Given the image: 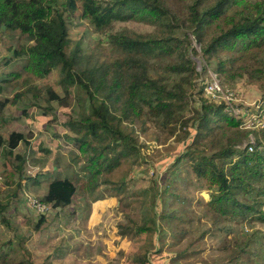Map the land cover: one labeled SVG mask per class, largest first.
Wrapping results in <instances>:
<instances>
[{
	"label": "rangeland",
	"instance_id": "374dc122",
	"mask_svg": "<svg viewBox=\"0 0 264 264\" xmlns=\"http://www.w3.org/2000/svg\"><path fill=\"white\" fill-rule=\"evenodd\" d=\"M57 1L61 6L65 0ZM193 3L192 0H166V5L183 17L189 15ZM77 5L70 16L69 32L71 39L81 46V67L103 62L110 64L126 56L125 51L110 42V35H161L164 31L156 24L126 19L115 20L103 32H98L88 19L81 16L79 2ZM192 32V28L182 26L176 33L178 37H187L191 41L187 48L188 58L194 61L195 74L198 73L187 97L191 108L185 111L186 117L193 116L192 109L200 108L203 98L208 99L204 96L203 79L208 78L211 71L237 92L233 103L236 112L226 110L234 119L243 122L234 129L252 131L243 138L240 148L247 146L249 151L263 150L264 75L262 78L253 77L251 71L262 65L257 66V60L250 59L254 67L251 66L249 72L243 70V74L232 80V74L240 71L239 65L245 63L244 55L224 50L220 55L229 54L231 60L225 61L224 67L230 72L219 74L218 59L214 57L211 64L207 62L201 44ZM214 33L215 26H212L205 34V40ZM32 42L18 32L0 28V98H13L15 89L10 81L15 70H22L25 62V56L16 57L14 49ZM184 46L186 48V43ZM172 60L169 55H160L155 61L148 58L145 63H155L161 69ZM62 76L60 66H56L50 75L37 79L36 83L50 85L64 96L60 86ZM86 89L85 86L72 89L75 101L68 105L52 106L43 98H23L14 105L5 106L4 113L12 122L1 125L0 131L8 135L12 130H19L34 137L30 139L32 146L27 147L21 142L13 154H7L4 148L0 150V207L3 206L0 257L6 253L14 259L30 257L36 264H135L132 254L142 253L149 257V264H264V222L255 218L242 220L221 216L209 203L217 186L195 169V162L201 156H216L225 146L230 133L223 138L222 132L229 123L214 122L213 133L192 149L191 156L184 157L187 145L196 134L195 126H190L192 133L183 141L180 132H173L175 122L163 124L144 104L135 115L134 107H129L123 100L126 95L114 104L109 102V109L132 132L136 143L131 145L137 152L107 175L114 183L125 180L126 191L117 197L109 195L107 184L94 194L78 188L68 207L47 209L44 212L46 221L37 228L41 213L29 205L27 195L43 200L53 175V170L47 174L44 169L58 164L62 168L69 166L70 151L77 150V144L67 137L72 133L68 122L72 118L81 121L90 112L92 98ZM47 107H51L50 110ZM189 123L193 125L192 120ZM25 153H28L27 164L21 173L16 156ZM38 173L43 174L40 185L27 184L25 179ZM123 176L125 178L121 179ZM20 182L23 186L19 185ZM166 188L170 195L167 211L163 209ZM154 202L157 207L153 209ZM162 214L168 218L160 220ZM139 225L155 230L138 235L136 227Z\"/></svg>",
	"mask_w": 264,
	"mask_h": 264
},
{
	"label": "trees",
	"instance_id": "16d2710c",
	"mask_svg": "<svg viewBox=\"0 0 264 264\" xmlns=\"http://www.w3.org/2000/svg\"><path fill=\"white\" fill-rule=\"evenodd\" d=\"M192 1L194 3L189 15L183 17L175 14L166 5V0H65L61 6L57 0H0V28L18 32L26 36L28 42L33 41L14 49L16 57L25 56V62L22 70H15L14 78L10 81L15 89L13 98H0V126L12 122L4 113L5 106L9 103L14 105L23 98H43L52 106L68 105L75 101L72 89L80 86H85L92 98L90 112L86 117L81 121L72 118L68 122L72 133L67 137L77 144V150L70 151L69 166L62 168L58 164L54 168L44 169L47 174L53 172L47 192L41 200L48 205V209L52 206L68 207L78 188L94 194L102 185L107 184L109 195L117 197L126 191L125 180L114 183L107 177L137 152L135 146L131 145L136 143L132 132L109 109V102L114 104L126 95L123 100L129 107H134L135 115L144 104L163 124L175 122L173 132H180L183 141L188 140L192 133L190 126H195L196 134L187 145L184 157L191 156L192 149L213 133L214 122L229 123L222 132L223 138L230 133L225 146L216 156H201L195 162V169L200 175L206 176L212 185L217 186L209 203L221 216L242 220L255 218L264 222V198H259L264 195V149L249 151L247 146L240 148L243 138L252 131L234 129L243 122L234 119L226 111L227 105L223 100L218 101L204 93L209 102L203 98L201 107L192 109L193 116L186 117L185 111L191 108L187 97L198 73L195 74L197 68L194 61L188 58L187 48L191 41L176 34L182 26L192 28V34L201 44L207 62L211 64L214 57L218 59L217 73L230 72L224 67L225 61L231 60L229 54L220 55L225 50L240 53L244 55L242 59H245V63L238 67L240 71L236 70L232 74V80H235L236 75L243 74V70L249 72L254 67L251 60H257V66L262 65L261 68L254 67L251 70L253 77L262 78L264 0ZM78 2L81 16L88 19L98 32H103L115 20L126 19L156 24L164 31L161 35H110V42L125 51L126 56L110 64L103 62L101 65L81 67V46L71 39L69 32L70 16L78 8ZM212 26H215V33L205 40L204 36ZM194 53L198 52L194 49ZM160 55H169L173 60L161 69L155 63H145L148 58L155 61ZM56 66H60L63 72L60 86L64 96L50 85L40 86L36 83L37 79L50 75ZM206 79H203L204 86ZM221 83L228 87L223 80ZM50 108L47 107V110ZM190 120L193 125H189ZM33 137V134L27 136L19 130H12L8 135L0 131V150L4 148L7 154H13L21 142H25L27 147L32 146L30 139ZM28 153L16 156L19 159L17 168L21 173L25 171ZM227 164H230L228 168ZM41 178L43 174L38 173L25 180L29 185L39 186ZM21 183L19 185L23 186ZM166 191L167 188L163 191L165 210L170 198ZM156 207L154 202L153 209ZM1 212L3 206L0 207V215ZM165 218L168 215L160 216V220ZM169 220L172 221L171 215ZM45 221V214L41 213L37 228ZM154 230L146 225L136 227L138 235ZM132 256L135 264H149L146 254L135 253ZM0 262L36 264L30 257L14 259L8 253L0 257Z\"/></svg>",
	"mask_w": 264,
	"mask_h": 264
},
{
	"label": "built area",
	"instance_id": "2783aa9c",
	"mask_svg": "<svg viewBox=\"0 0 264 264\" xmlns=\"http://www.w3.org/2000/svg\"><path fill=\"white\" fill-rule=\"evenodd\" d=\"M205 95L217 99L218 101L226 102V110L236 112L234 109V102L237 99V92L229 87H225L220 78L210 71L209 77L205 81L204 86ZM252 136V135H251ZM253 138V137H252ZM29 205L37 212L44 213L48 209V205L36 198L32 194L27 195Z\"/></svg>",
	"mask_w": 264,
	"mask_h": 264
}]
</instances>
